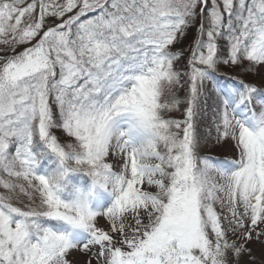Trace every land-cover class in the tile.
I'll list each match as a JSON object with an SVG mask.
<instances>
[{
	"label": "snow or ice",
	"instance_id": "6c2138e0",
	"mask_svg": "<svg viewBox=\"0 0 264 264\" xmlns=\"http://www.w3.org/2000/svg\"><path fill=\"white\" fill-rule=\"evenodd\" d=\"M0 264H264V0H0Z\"/></svg>",
	"mask_w": 264,
	"mask_h": 264
},
{
	"label": "rangeland",
	"instance_id": "374dc122",
	"mask_svg": "<svg viewBox=\"0 0 264 264\" xmlns=\"http://www.w3.org/2000/svg\"><path fill=\"white\" fill-rule=\"evenodd\" d=\"M187 43H188V41L185 42L184 47H187ZM221 72H223L226 76H232V75L236 74V70L229 69L226 67H222ZM249 79H251V77H249ZM225 152H226V150H218V151L214 152L213 154L214 155H221V154H224Z\"/></svg>",
	"mask_w": 264,
	"mask_h": 264
}]
</instances>
